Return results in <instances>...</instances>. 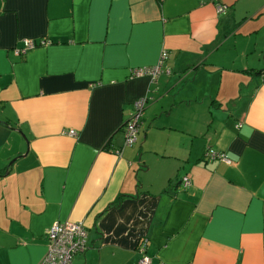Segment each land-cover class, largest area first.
Listing matches in <instances>:
<instances>
[{
  "label": "crops",
  "instance_id": "obj_1",
  "mask_svg": "<svg viewBox=\"0 0 264 264\" xmlns=\"http://www.w3.org/2000/svg\"><path fill=\"white\" fill-rule=\"evenodd\" d=\"M164 50L170 75L132 77ZM263 73L264 0H0V264L66 222L72 264H137L143 237L152 264H264Z\"/></svg>",
  "mask_w": 264,
  "mask_h": 264
},
{
  "label": "built area",
  "instance_id": "obj_2",
  "mask_svg": "<svg viewBox=\"0 0 264 264\" xmlns=\"http://www.w3.org/2000/svg\"><path fill=\"white\" fill-rule=\"evenodd\" d=\"M225 8V6L219 5L218 12H223ZM23 43L24 46L22 48L14 49V54L18 57L25 56L30 50L52 44V42L47 40H40L39 42L35 40H24ZM168 55L169 53L164 50L155 66L133 69L132 77L141 78L147 76L150 77L152 81H156L163 74L170 75L172 71L166 67ZM147 104L148 97L141 98L134 104L135 111L125 125V147H133L135 145L141 113ZM68 134L76 136L77 133L74 130H70ZM206 157L208 159H218L227 164H232V161L223 153L210 151L206 154ZM182 183L185 187H189L190 178L185 177ZM47 241V252L40 264H72L77 255L83 254L88 249V230L82 223L78 222L56 223L48 229ZM148 243L147 238L140 241L139 249L142 252V257L137 264H152V260L146 252Z\"/></svg>",
  "mask_w": 264,
  "mask_h": 264
},
{
  "label": "trees",
  "instance_id": "obj_3",
  "mask_svg": "<svg viewBox=\"0 0 264 264\" xmlns=\"http://www.w3.org/2000/svg\"><path fill=\"white\" fill-rule=\"evenodd\" d=\"M160 2L161 1H163V0H159ZM263 76H264V73L262 74V80H263ZM150 78V77H149ZM151 81H152V79H151ZM156 81H158V79L156 80ZM156 81H152V82H156ZM263 82H264V80H263ZM148 103H149V100H148ZM133 107H134V105H133ZM148 108V104L145 106V108H144V110L142 111V113H141V118H140V122H139V127H138V133H137V141H138V137H139V133H140V128H141V126H142V124H143V120H144V114H145V111H146V109ZM134 111H135V108H134ZM134 113V112H133ZM126 125V124H125ZM125 125H124V132H125ZM126 135V134H125ZM125 138H126V136H125ZM136 141V142H137ZM136 144V143H135ZM210 151H213L212 149H209V150H207V152H206V154L208 153V152H210ZM219 153V152H218ZM120 154H121V152H120ZM224 154V153H223ZM206 156V155H205ZM206 158V157H205ZM207 159V158H206ZM209 160H212V159H210L209 158ZM216 160H218V159H215V160H212V161H216ZM221 161V160H220ZM185 177H188V176H185ZM184 177V178H185ZM183 178V179H184ZM182 182H183V180H182ZM183 184V183H182ZM185 187V186H184ZM186 188H188V187H186ZM144 238H146V237H143V238H141L140 239V241H142ZM148 239V238H147ZM148 242H149V240H148ZM149 244V243H148ZM140 247V242H139V244H138V248Z\"/></svg>",
  "mask_w": 264,
  "mask_h": 264
},
{
  "label": "water",
  "instance_id": "obj_4",
  "mask_svg": "<svg viewBox=\"0 0 264 264\" xmlns=\"http://www.w3.org/2000/svg\"><path fill=\"white\" fill-rule=\"evenodd\" d=\"M179 185H181V184H179ZM169 194L174 195V193L172 191H169Z\"/></svg>",
  "mask_w": 264,
  "mask_h": 264
},
{
  "label": "rangeland",
  "instance_id": "obj_5",
  "mask_svg": "<svg viewBox=\"0 0 264 264\" xmlns=\"http://www.w3.org/2000/svg\"><path fill=\"white\" fill-rule=\"evenodd\" d=\"M263 35V34H262Z\"/></svg>",
  "mask_w": 264,
  "mask_h": 264
}]
</instances>
